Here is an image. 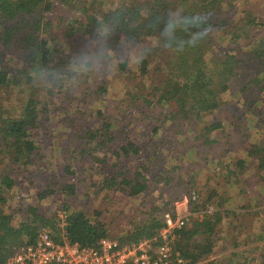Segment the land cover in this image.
<instances>
[{
  "label": "trees",
  "instance_id": "trees-1",
  "mask_svg": "<svg viewBox=\"0 0 264 264\" xmlns=\"http://www.w3.org/2000/svg\"><path fill=\"white\" fill-rule=\"evenodd\" d=\"M224 4L232 8L233 0H137L105 12L100 10L102 13L98 16L95 10L85 9L86 6L80 0H0V164L9 160L8 166L2 171L4 176H0V264L11 256L14 247L25 244L22 238L33 243L39 230L46 227L51 228L57 242L65 234L71 243L85 248L99 249L100 243L109 237L105 223L100 220L103 214L97 211L94 218H89L88 212H70V207L66 206L69 208L66 213L68 225L61 228L58 222L55 224V219L53 224H47L37 209L30 208L28 212L35 216L34 219L29 217L21 227L16 228L13 225V215L5 209L8 202L6 192L9 193L16 184L15 174H8V170L15 166L34 165L41 158L34 131L49 129L51 121L48 108L44 109L42 104L46 101L50 103L47 100L49 96L52 121L57 119L70 127L75 139L69 142L73 146L70 156L72 165L65 167L61 182H54L53 186L46 184L44 191L38 196L39 200L55 194V189L50 190L53 187H57L61 193H74L76 187L73 184H63L62 180L74 175L71 171L73 163L79 162L84 156L90 157L96 166L101 167L103 178L97 185L98 190L120 189L131 197L139 198L151 190L149 182L155 183L156 187L162 183H173L167 176L166 167L159 169L160 164L163 165L166 161L162 149L163 140L160 143L155 141L160 132L171 134L174 131L178 137L187 133L184 129L187 122L201 124L206 138L214 131L225 130L223 123H206L204 117L220 113L223 96L230 89L232 81L245 78V90L249 91L251 89L248 86L260 84V67L264 64V21L255 15L244 16V20L236 22L231 17L224 16ZM179 9L195 17L197 28L203 32V39L198 46L175 53L163 46L169 42L175 46L178 40L160 36V33L168 18L167 13ZM160 17H164V20H159ZM221 33L231 35L237 48L240 40L249 41L250 48L240 47L237 53L219 50L218 42L223 41L219 39ZM157 36H160V46L157 45ZM175 36L187 39L181 32H177ZM246 49L247 52H244ZM132 50L139 61L137 73L131 70L130 58L127 56ZM8 55L17 60L7 62L5 58ZM80 55L84 59L79 60ZM113 60L117 61V70L124 76L134 74L142 82L150 81L149 93H145L144 89H136L135 91L140 90L138 93L127 92L132 106L126 110L125 116L117 114L115 118L105 108L89 111V104L81 100L78 101L79 106L75 107V80L83 78L87 84V77L91 75L89 69L95 66L96 61L108 64ZM82 65L85 66L83 70H76ZM81 71H88V76L79 74ZM35 74L38 78L42 77L45 83L46 80L51 82V90L47 89L49 96L43 97L47 95L46 88H35L21 108L22 111L12 114L5 111L1 93L22 80L27 81L26 85H32ZM251 77L254 79L251 80ZM88 86L89 84L84 98L92 101L105 99L104 95L108 90L104 84L97 92L92 93ZM263 89L264 87H260L258 94ZM55 95L62 99L55 102ZM253 95L257 96V93ZM138 100L143 101L148 108L165 109L163 117L155 118L154 121L149 114H145L146 110ZM70 108L73 109V114ZM136 108L141 110H136L141 113L139 119L149 122L143 135L147 141L142 140V143L133 138L137 126L134 122L136 118L132 117L130 111ZM84 112L88 114L87 118L97 119L96 126L80 123L76 114L85 115ZM148 129H151V135L147 133ZM53 133L54 130L52 135ZM203 144L209 146L213 141L207 139ZM248 152V157L256 162L264 183V144L254 146ZM135 156H143L146 165L131 171L128 163ZM109 159L115 161V164L110 165L111 168L118 161L125 162L119 168L121 172L111 174L105 170ZM158 161L160 164H157ZM244 163L246 162L239 161L238 165L243 166ZM159 213V209L154 208L148 221L136 226L133 232L125 234L118 241L131 244L157 236L165 226L164 219L156 217ZM211 215L215 216V213ZM210 218L214 217L196 220L191 227L174 230V261L200 264L213 253L214 230L221 218L217 217L213 223ZM34 225L39 226L33 229ZM256 241L264 242V233ZM238 246L233 245L234 248ZM235 255V252L232 253L227 260ZM258 259L260 264H264V249Z\"/></svg>",
  "mask_w": 264,
  "mask_h": 264
},
{
  "label": "rangeland",
  "instance_id": "rangeland-1",
  "mask_svg": "<svg viewBox=\"0 0 264 264\" xmlns=\"http://www.w3.org/2000/svg\"><path fill=\"white\" fill-rule=\"evenodd\" d=\"M135 1L137 0H80L84 7L86 6L85 9L95 10L98 16L102 13L99 12L100 10L105 12L107 9H116ZM223 7L224 16L231 17L236 22L244 20V16L255 15L264 21V0H233L232 8L227 4ZM262 33L264 34V31ZM219 39L223 41L218 42V49L225 52L237 53L240 47L250 48L249 41L245 40H240L237 48L231 35L225 33H221ZM244 52H247V49ZM82 55L85 57V54ZM82 55L79 56V60L84 59ZM127 56L130 58L131 70L137 73L138 60L135 57V51H130ZM5 60L15 62L17 58L8 55ZM84 67L79 66L76 70H83ZM117 69V61L113 60L108 64L96 61L95 66L89 69L91 73L89 77H87L88 71H81L79 74L88 78L90 93L97 92L103 84L108 91L104 95V100L92 101L83 97L87 87L85 79H74L75 87L72 94L76 98L73 105L78 107V101L81 100L89 104V111L105 108L104 110L109 111V114H114L113 118L117 114L125 116L126 110L132 106L131 97L127 95V92L138 93L144 89L145 93H149L151 82L146 80L142 82L140 77L134 74L124 76ZM260 71L262 73L259 76V85L248 86L251 89L249 91L245 90V78L232 81L229 84L230 89L223 96L220 113L217 116L205 115L206 123L219 121L223 123L225 130L214 131L206 138L203 136L201 124L194 125L187 122L184 128L187 133L178 137L174 131L171 134L164 131L159 133L155 141L160 143L163 140L162 149H164L166 161L163 165L159 161L157 164H160L159 169L166 167L167 176L173 180V183L170 185L162 183L156 187L155 183L149 182L151 190L139 198L131 197L120 189H105L102 192L98 190L97 185L103 178L101 167L96 166L90 157L84 156L79 162L73 163L74 169L72 168L71 171L74 175L68 176L65 181L62 180L63 184H73L76 187L74 193H61L57 187H53L50 190L55 189V194L39 200L38 196L44 191L46 184L53 186L54 182H61L65 167L68 164L72 165L70 156L73 146L69 142L75 137L73 130L66 124L60 123L57 119L52 121L51 96L47 91V89L51 90L50 81L46 80L45 83L42 77L38 78L35 74L32 85H26L28 84L26 80L11 85L1 93V103L5 111L10 114L22 111L21 108L35 88H46L47 95L43 97L49 96L47 100L50 103L46 101L42 104L43 108H48L51 121L48 124V130L34 131V139L41 158L34 165L15 166L8 170V174H15L16 182L9 193L6 192L8 202L5 205L7 213L14 217L13 225L16 228L21 227L29 217L34 219L35 216L28 212L30 208L37 209L47 224H53V219L55 224L59 223L65 218L69 210L66 207L68 206L70 212L75 210L88 212L89 218H94L95 211L102 213L103 218L100 220L105 223L109 231V237L106 239L120 240V237L133 232L136 226L148 221L154 208L160 211L158 215L156 214L159 220L164 219L166 214H170L175 219L189 216V222L186 225L188 227H191L196 220L203 221L206 217H214L210 218L213 223L217 217H220L221 222L215 226L214 230V251L200 264H260L258 258L264 249V242L259 243L256 239L264 233V183L257 170L256 162L248 157V151L251 148L264 144V89L258 94V89L264 87V64L260 67ZM252 79L254 78L251 77ZM136 89L140 90L135 91ZM255 92L257 96L253 95ZM53 99L57 102L62 98L55 95ZM138 101L144 106L145 114H149L154 121L155 118L163 117L165 109L148 108L143 101ZM136 110L140 108L130 111L132 117L136 118L134 122L137 126L134 129L133 138L136 142L142 143V140L147 141L143 135L149 122L139 119L141 113ZM71 113H74L73 109ZM87 116V113L76 114L81 124L85 125L86 122L90 127L96 126L97 119L87 118ZM52 130H54L53 135ZM149 130L151 129H148L147 133L151 135ZM207 139L212 140L213 144L209 146L203 144V141ZM8 161L4 160L0 164V176H4L2 171L8 166ZM129 161L128 167L131 171L139 170L140 166L146 165L143 156L132 157ZM239 161L246 163L239 166ZM112 164H115V161L109 159L105 170L114 174L125 165V162L118 161L114 168L110 167ZM150 178L152 179V176ZM193 191L199 193L197 200L191 198ZM195 207L198 208L195 209ZM209 211L212 212L209 213ZM214 213L215 216L211 215ZM38 226L34 225L32 228L36 229ZM46 228L52 231L50 227ZM22 239L27 240L25 237ZM233 245L239 246L234 248ZM234 252L235 257L232 256L227 260Z\"/></svg>",
  "mask_w": 264,
  "mask_h": 264
},
{
  "label": "built area",
  "instance_id": "built-area-1",
  "mask_svg": "<svg viewBox=\"0 0 264 264\" xmlns=\"http://www.w3.org/2000/svg\"><path fill=\"white\" fill-rule=\"evenodd\" d=\"M193 200L199 198L192 192ZM212 211H209L211 213ZM189 216L173 218L164 216V228L152 239H141L131 244L104 239L100 248H85L71 241L64 234L57 242L47 228L39 230L35 242L25 240L22 246L14 247L11 256L3 264H186L172 259L174 230L184 228ZM68 225V215L59 222L61 228Z\"/></svg>",
  "mask_w": 264,
  "mask_h": 264
},
{
  "label": "clouds",
  "instance_id": "clouds-1",
  "mask_svg": "<svg viewBox=\"0 0 264 264\" xmlns=\"http://www.w3.org/2000/svg\"><path fill=\"white\" fill-rule=\"evenodd\" d=\"M167 17L168 18L164 23L160 36L175 38L178 40V43H176L175 46L172 42L165 44L163 47L166 50H170L175 53H182L188 48L199 45L200 41L203 39V32L197 28L195 17L190 14H185L182 9L169 11L167 13ZM158 19L164 20V17H160ZM177 32L184 33L187 39L176 37L175 34ZM160 36H157L156 38L158 46H160Z\"/></svg>",
  "mask_w": 264,
  "mask_h": 264
}]
</instances>
